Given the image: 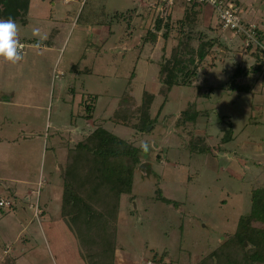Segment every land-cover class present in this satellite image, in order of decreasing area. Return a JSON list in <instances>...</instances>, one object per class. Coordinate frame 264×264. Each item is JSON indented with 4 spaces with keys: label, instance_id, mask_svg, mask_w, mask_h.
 <instances>
[{
    "label": "rangeland",
    "instance_id": "1",
    "mask_svg": "<svg viewBox=\"0 0 264 264\" xmlns=\"http://www.w3.org/2000/svg\"><path fill=\"white\" fill-rule=\"evenodd\" d=\"M155 1L0 0V18L17 21L25 46L19 64L0 62V200L12 203L0 207V264H74L57 242L59 222L71 220L61 215L63 171L99 125L134 144L141 160L115 219L93 205L95 217L82 215V226L66 220L89 236L82 242L90 251L77 264H199L235 233L251 191L264 187V69L236 79L249 92L229 89L237 66H264L253 55L264 40L223 29L215 13L204 18L209 7L200 4L194 31L217 40L213 57L191 85L166 97L159 61L176 45L189 4L176 9L175 0L169 40L162 30L154 45L143 39L155 25ZM234 1L243 23L264 35V0ZM198 86L212 87L210 97ZM125 92L139 115H149L145 131L109 120ZM191 106L199 111L195 124H176ZM226 129L233 135L223 143ZM191 131L209 152L195 151L200 141ZM252 225L264 228L259 220Z\"/></svg>",
    "mask_w": 264,
    "mask_h": 264
},
{
    "label": "trees",
    "instance_id": "2",
    "mask_svg": "<svg viewBox=\"0 0 264 264\" xmlns=\"http://www.w3.org/2000/svg\"><path fill=\"white\" fill-rule=\"evenodd\" d=\"M199 5L193 2L184 9L186 21L180 20L181 29L177 43L171 48L170 55L163 56L159 61L157 79L161 84L160 92L166 97L174 86L191 85L198 77L201 65L208 57H213L217 40L208 38L202 33L196 34L194 31V20L196 21L200 13ZM171 12L165 18L159 14L156 15L154 28L147 31L143 39L144 43L150 42L155 45L158 34L162 30L165 42L169 40L174 23ZM80 17L79 15V19ZM258 31L257 38L260 43H263L264 35ZM253 55L257 57V60L263 59L264 50L260 49V53ZM263 69L262 63H257L249 69L237 66L231 75L232 80L229 82L232 88L229 89L249 92L250 86L237 85L236 79L250 73L256 74ZM212 90V87H209L208 91L204 86L197 87L201 97H210ZM118 104V108L109 119L111 122L140 131L146 130V126L151 122L150 117L148 114L139 115L140 108L135 105V98L131 93L125 92ZM198 115L199 111L191 106L181 113L176 124L181 126L195 124ZM133 119L138 122H133ZM232 135V129L224 130L221 141L224 143L231 140ZM194 139L200 141V145L195 146L196 152L199 147L201 152L210 151V146L205 144L204 138L194 136L191 131V140ZM140 160L139 150L134 144L116 136L103 125L97 126L82 142L77 144L68 156L63 171L64 190L61 215L70 217L81 213L89 216L92 215L93 207L98 205L108 216L115 219L121 195L130 194L132 191L134 174L140 165ZM82 189L86 192L85 196L80 193ZM159 200L173 204V201L162 196ZM94 213L93 217H95ZM253 220H259L264 224L263 186L251 191L250 210L240 218L235 233L211 254L204 257L199 264H264V228L254 227Z\"/></svg>",
    "mask_w": 264,
    "mask_h": 264
},
{
    "label": "built area",
    "instance_id": "3",
    "mask_svg": "<svg viewBox=\"0 0 264 264\" xmlns=\"http://www.w3.org/2000/svg\"><path fill=\"white\" fill-rule=\"evenodd\" d=\"M185 2L188 4L196 2L207 5L216 14L219 24L223 29L231 30L233 33L245 37L249 42L258 40L256 27L247 26L243 23L239 15L238 6L234 0H185ZM174 4L175 0H156L151 6L157 10V13L161 17L165 18L170 14ZM11 206L12 203L10 201L0 200V207Z\"/></svg>",
    "mask_w": 264,
    "mask_h": 264
},
{
    "label": "crops",
    "instance_id": "4",
    "mask_svg": "<svg viewBox=\"0 0 264 264\" xmlns=\"http://www.w3.org/2000/svg\"><path fill=\"white\" fill-rule=\"evenodd\" d=\"M77 1H81L80 3H81V5L83 6H85L86 5V2H88L89 0H72V2H70V3H76ZM176 6H178V8H176V9H182V7H183V4H182V0H181V2H179ZM181 7V8H180ZM175 9V10H176ZM206 9V8H205ZM174 10V11H175ZM203 10H204V8H203ZM211 11V12H208V11ZM206 14H204L205 15V17L204 18H210V14L209 13H214L213 11H212V9L209 7V8H207L206 9ZM202 12V10H200V13ZM68 13H70V12H68ZM73 15H75V14H77V12H75V11H73ZM79 14V13H78ZM208 14H209V17H208ZM76 16V15H75ZM74 16V17H75ZM173 17L175 16L174 15V13H173V15H172ZM71 17V16H70ZM78 20H79V18H78ZM253 22H255L254 24H257L258 26H259V23H258V21H253ZM157 41H158V39H157ZM157 43V42H156ZM65 218V217H64ZM81 218H83V216H82V214L81 213H78V214H75V215H73V216H71V220L73 221V222H76V223H78L80 226H82L81 225ZM66 219V218H65ZM66 220H68V219H66ZM66 220H61L59 223L62 225V226H59V227H56L57 228V230L59 231V233H58V235H57V242L59 243V242H61L62 244H64L66 247H65V249H64V251H68V253H69V255L72 257V262L74 263V264H77V262L78 261H83V259L84 258H81V256H83L84 254H86L87 252H89L90 251V248H88V247H86L87 246V244L85 243V244H83L84 242H85V240H86V238H88L89 239V236L87 235L86 236V238H81V235H78V232H77V229H75L74 227H72V226H68L69 225V223L71 224V220L69 221V223L66 221ZM75 223V224H76ZM84 223V222H83ZM68 224V225H67ZM85 227H87L86 226V224H83ZM54 229V228H53ZM68 231V230H70V233L71 232H73V239H72V241H70V237H71V235L72 234H70V235H64V234H66V233H64V231ZM63 233V235H62V233ZM69 232V231H68ZM75 232H77V233H75ZM88 233V232H87ZM82 235H84V234H82ZM60 240V241H59ZM82 241H84V242H82ZM70 246H72V247H70ZM61 255V254H60ZM77 258V259H76Z\"/></svg>",
    "mask_w": 264,
    "mask_h": 264
},
{
    "label": "clouds",
    "instance_id": "5",
    "mask_svg": "<svg viewBox=\"0 0 264 264\" xmlns=\"http://www.w3.org/2000/svg\"><path fill=\"white\" fill-rule=\"evenodd\" d=\"M23 60L24 44L20 39V25L11 16L0 18V62L17 65Z\"/></svg>",
    "mask_w": 264,
    "mask_h": 264
}]
</instances>
